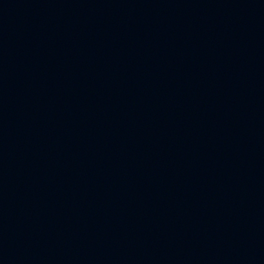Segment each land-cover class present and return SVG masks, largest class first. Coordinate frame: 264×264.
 Listing matches in <instances>:
<instances>
[{
    "label": "water",
    "instance_id": "95a60500",
    "mask_svg": "<svg viewBox=\"0 0 264 264\" xmlns=\"http://www.w3.org/2000/svg\"><path fill=\"white\" fill-rule=\"evenodd\" d=\"M0 264H264V88L186 0H0Z\"/></svg>",
    "mask_w": 264,
    "mask_h": 264
}]
</instances>
